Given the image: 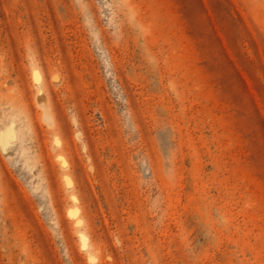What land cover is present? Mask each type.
<instances>
[{
	"label": "rangeland",
	"instance_id": "rangeland-1",
	"mask_svg": "<svg viewBox=\"0 0 264 264\" xmlns=\"http://www.w3.org/2000/svg\"><path fill=\"white\" fill-rule=\"evenodd\" d=\"M0 264H264V0H0Z\"/></svg>",
	"mask_w": 264,
	"mask_h": 264
}]
</instances>
